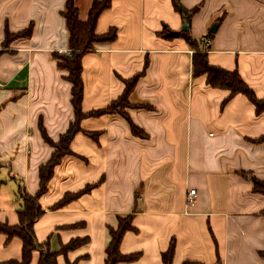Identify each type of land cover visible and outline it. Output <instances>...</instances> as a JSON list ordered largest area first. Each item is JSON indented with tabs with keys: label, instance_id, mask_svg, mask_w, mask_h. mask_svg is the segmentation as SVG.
Wrapping results in <instances>:
<instances>
[{
	"label": "crops",
	"instance_id": "obj_1",
	"mask_svg": "<svg viewBox=\"0 0 264 264\" xmlns=\"http://www.w3.org/2000/svg\"><path fill=\"white\" fill-rule=\"evenodd\" d=\"M66 1L0 0V223L9 226L19 224V191L34 197L40 189V167L55 151L46 139L58 143L75 121L72 85L54 57L70 53ZM179 2L197 9L189 24L172 0H113L99 18L97 33L115 28L117 38L82 59V111L106 109L125 81L140 77L127 119L81 121L71 153L38 200L44 214L34 232L51 253L87 239L59 255L58 264H105L110 230L128 215L135 231L124 235L120 252L140 257L120 264H164L172 243V264H264V196L251 180L264 182V143L257 142L264 114L244 95L230 98L206 76H194L196 50L180 37L188 26L211 66L236 70L264 99V0ZM91 5L76 0L81 20ZM29 28V36L4 45L7 33ZM202 37L212 41L207 50ZM130 122L146 138L134 136ZM191 189L193 208L186 206ZM68 195L78 196L52 209ZM21 258L22 241L0 235V264ZM39 259L34 252L30 264Z\"/></svg>",
	"mask_w": 264,
	"mask_h": 264
},
{
	"label": "trees",
	"instance_id": "obj_2",
	"mask_svg": "<svg viewBox=\"0 0 264 264\" xmlns=\"http://www.w3.org/2000/svg\"><path fill=\"white\" fill-rule=\"evenodd\" d=\"M113 0H92L91 8L88 12L87 19L81 20L79 9L76 6V0H67L62 17L65 20L66 29L69 35V51L68 55L55 54L58 68L67 72V81L72 85V106L74 108L75 121L70 126L69 130L63 135L58 143L47 142L55 149L51 159L47 164L40 167V189L33 197L19 191V196L22 199V207L18 211L19 224L9 226L0 223V235L6 236L7 240L18 238L22 241V258L21 261H11L9 264H30L34 252L40 253L39 264H58V256L66 254L68 251L77 248L85 243V240H73L58 253H51L46 244H40L35 236L34 224L44 214L38 200L46 193L48 184L54 175L55 168L60 164L62 159L71 153L70 145L81 129L80 123L85 118L100 117L106 114H118L127 119L126 109L130 107L129 96L133 91L140 75H137L124 82L125 89L122 96L112 102L106 109L90 113L82 111V100L84 94V85L82 80V59L93 51L96 46L111 44L117 38V30L110 29L105 34L97 33V24L103 12L111 7ZM174 8L181 13L187 24L190 23L192 16L197 12V9L185 10L179 0H172ZM32 29L20 35H10L7 33L5 44L19 36H29ZM211 36L213 34L210 33ZM180 37L183 38L190 47L196 50L192 59L193 75L196 77L206 76L207 84L215 89L226 90L230 93V98L241 94L244 95L255 107L256 114H264V99H258L254 91L242 80L239 73L235 71H226L219 67L211 66L208 62L207 53L198 49V44L191 37L190 31H182ZM131 132L134 136L146 138L144 131L130 122ZM96 139L97 135H91ZM264 143V135L257 141ZM245 176V175H244ZM253 182V190L256 194L264 196V182L255 178H251ZM92 187L86 188L82 193L88 192ZM81 194V193H79ZM78 195H68L62 202L55 205L52 209H57L65 206L69 201ZM133 215L120 217L118 219V228L110 230V243L106 249L105 264H120L132 263L139 259L140 254L123 255L120 252V244L124 235L127 232H134L135 228L132 225ZM174 256V243H172L166 253L162 255L164 264H172ZM260 257L264 261V252L260 253ZM193 264V263H185Z\"/></svg>",
	"mask_w": 264,
	"mask_h": 264
},
{
	"label": "built area",
	"instance_id": "obj_3",
	"mask_svg": "<svg viewBox=\"0 0 264 264\" xmlns=\"http://www.w3.org/2000/svg\"><path fill=\"white\" fill-rule=\"evenodd\" d=\"M211 39L208 37H202L201 43L205 45V50H207V47L211 45ZM196 199H197V191L195 189H191L186 194V206L193 208L196 205Z\"/></svg>",
	"mask_w": 264,
	"mask_h": 264
},
{
	"label": "water",
	"instance_id": "obj_4",
	"mask_svg": "<svg viewBox=\"0 0 264 264\" xmlns=\"http://www.w3.org/2000/svg\"><path fill=\"white\" fill-rule=\"evenodd\" d=\"M184 30H188V26H185ZM216 30H217V25H214L213 28L210 30V32L215 33ZM171 36L172 37H178L179 33H172Z\"/></svg>",
	"mask_w": 264,
	"mask_h": 264
}]
</instances>
